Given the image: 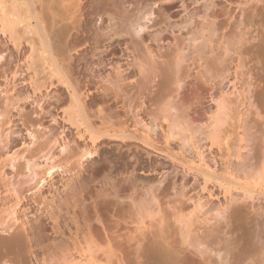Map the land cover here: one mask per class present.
Here are the masks:
<instances>
[{"label":"rangeland","instance_id":"rangeland-1","mask_svg":"<svg viewBox=\"0 0 264 264\" xmlns=\"http://www.w3.org/2000/svg\"><path fill=\"white\" fill-rule=\"evenodd\" d=\"M88 2L87 32L66 37L81 44L59 56L72 67L69 75L96 127H104L103 119L133 137L94 148L84 128L80 134L62 118L71 97L65 85L53 80L34 95L33 72H25L23 60L30 50L22 54L24 73L12 79L17 52L9 44L6 49L0 34V112L8 105L6 91L15 101L7 124L0 121V209L13 206L18 194L20 220L28 229L46 227L30 234L41 244L33 248L41 249L36 259L0 246V264H69L78 260V241L87 247L83 239L103 264L96 246L105 249L108 240L116 252L112 264H167L157 253L165 234L175 231L168 205L182 204L196 213L187 229L194 231L188 242L194 238L198 247L181 246L179 239L177 264H232L245 254L251 259L242 264L264 263V193L249 199L242 186L264 159V0ZM59 7L62 18L74 13L71 4L66 11ZM221 100L232 120L223 125L220 148L209 133ZM163 104L168 112L161 111ZM173 126L178 129L170 131ZM87 148L93 156L78 171L75 156ZM199 163L237 185L204 178ZM218 184L229 186L237 200L230 203ZM143 205L152 216L139 214ZM167 219L172 225L165 231ZM10 223L0 227L1 238L16 228L7 231Z\"/></svg>","mask_w":264,"mask_h":264},{"label":"bare ground","instance_id":"bare-ground-1","mask_svg":"<svg viewBox=\"0 0 264 264\" xmlns=\"http://www.w3.org/2000/svg\"><path fill=\"white\" fill-rule=\"evenodd\" d=\"M72 1L73 0H0V34H1V36H3V38L5 40L4 46L7 47V44H9L17 52L16 53L17 56L15 57V59H13L16 62L15 69L13 71H11V69L9 68L11 71V74H12V79L15 80L19 76V72L21 73L20 70H22V64L25 63V61L23 62V60H26L25 64H27V69L25 70V72H27L29 70L31 71V73L33 72L32 76L31 77L29 76L30 77L29 84H31V86L30 85L29 86L33 90L34 95H36L38 92H40L41 88L44 87L45 85H47L46 83L50 82L51 84L49 83V86L52 85L53 82H55L53 80L58 81V83L60 82L59 84L65 85L66 88H68V91L70 90L71 97H69V99H70L69 102L67 101L68 105L65 106L66 108H63V111H62L63 117L62 118L64 119V121L68 122V124H70L71 127H75L76 130L78 131V133H80V134H81L80 128L81 127H82V129L84 128L83 130H85L86 135L87 134L89 135V141H91V144L93 145L94 148H96L97 144L105 142V140H112V141L113 140H119V141L123 140V141H125V140L132 139L133 135L128 133L127 129H126V131L122 130V129H117L116 128L117 126H114L115 124L114 125L108 124L109 122L106 123L103 119L101 120L102 121L101 124L104 127H101V128L96 127L97 125L94 124L95 122H93L89 117L90 113L88 112L89 109L87 107H89V106H87L88 105L87 102H85L83 100V96L79 93V89H77L76 85H74V82H72L73 78H71L72 76L69 75V73H70L69 69L71 70L72 67H69V64L66 63V60H64L65 58H63V57L66 54V51H68L70 48L72 49V47L74 49V47L76 45L79 46L81 43L77 42L74 44L73 43L70 44L67 42L66 37H67V39L69 38L70 35H68V33H70V31L71 32L77 31L76 36H78V33L83 34L84 32H87V30H86L87 27L85 24L87 23L90 16L92 15V11L89 7V2H88L89 0H86V1L75 0V2H72ZM67 3H68V6H70V4H71V5H73V7L74 6L75 7H74V13L69 12L71 14H69V15L66 14L67 15V17H66V15L64 13L67 9H69L68 6H66ZM63 4H65L64 7H67L66 10L62 9ZM58 7L60 10L61 9L65 10L64 12H62L64 15L61 13L64 16V18H62V17H60V15H58L59 12H57V14H56L55 9ZM0 43H2V45H3V41H1ZM8 48L9 47H7L6 49H8ZM27 50H30V52H31V53L28 52V53H30V56L28 55L29 59H30L29 63H27V60L29 61L27 56L23 55L25 59L23 58V60H21L22 54ZM62 53L64 55L61 56L62 58H60L59 55H61ZM68 53H70V52L68 51ZM66 57H67V55H66ZM69 57H67L68 60H69ZM3 61H4V55L0 54V64L3 65L4 64ZM9 61L12 64V62H13L12 57ZM69 62H70V60H69ZM38 65L41 68V70H39ZM71 65L72 64H70V66ZM24 67H26V65ZM22 72L24 73L23 70H22ZM178 77H177V79H175V81L181 83L182 80ZM14 89H16V88H14ZM14 89L12 90V92L15 91ZM107 91L108 90H106V92ZM5 93H6V95H5L6 99L8 98V101H7L8 105H6V110H3L5 113L3 111L0 112V121L3 120V123H1L2 125L7 124L4 121H7L6 118H9V115H10L11 110H12L11 108L15 102L13 99L14 102L11 103L12 100H11V98H9L11 96V94H9L10 93L9 90L6 91ZM12 98H14L13 95H12ZM160 100L163 101L164 98L161 97ZM217 102H218V105H217L218 110L216 111L217 113L215 114V116L210 117V118H213L214 121H212L213 127L209 133L210 134L209 138L212 140L213 143L219 144L218 146H220V148H221L222 146L220 144L221 143L220 141H224V140L221 139L220 133L223 132L222 131L223 125H226V121L230 119L229 116H231V113L229 114V111L227 109L228 108L227 104L225 103L224 100H221L220 102L217 101ZM11 104H12V106H11ZM163 106H164V104L161 106L162 109L161 108H159V109H161V111L164 113L167 111V109H165ZM101 111L99 114H101ZM102 114H101V116H102ZM171 117H172V115H171ZM171 117H169V118H171ZM165 118L163 116V120H165V121L172 120V119L169 120L167 118H166L167 119L166 120ZM230 120H232V119H230ZM168 123H171V122H168ZM120 124L121 123L119 122V125ZM171 124L175 125V124H173V121ZM171 124H169V125H171ZM119 127L120 126H118V128ZM121 128H123V127H121ZM175 129H178V128H176V126H173V128L170 131L175 130ZM148 146H150V145H148ZM95 153H96V150H95ZM199 154H201V153L199 152L198 155ZM88 156H90V157L93 156V153L88 148L82 152L81 156H75L78 171H79V168L81 170L84 167L83 160H84V158H86ZM200 159H201V161L204 160L203 158H200ZM262 160H263V163H261V166L257 170L255 169V172L252 175H250V178L249 177L247 178V176H245L246 177L245 182H244L245 184L244 185L242 184V186L245 189L244 196L246 195L247 197H249V199L254 192L259 193V195L261 193L262 194L264 193V159H262ZM204 162L205 161H203V163ZM201 164L199 163V165H198L200 168L202 166ZM204 167L206 169V171L203 170L206 173L204 178L208 177V179L210 180V178L214 177L213 178V181H214V179L216 177V181H215L216 183L219 182L220 184L224 185V182H226L225 184H229L231 182L230 184H232V185L234 184L235 186L237 185L238 181L235 178V176H234V178L236 179L235 180L236 184L233 183L232 180L230 181V179H232L233 177L230 178L231 176H229L228 179L224 180L223 177L222 178L220 176L218 177L217 173L213 172L214 170L211 171L212 168H210V166L204 165V166H202V169ZM198 170L200 171V169H198ZM200 172H202V171H200ZM211 172H213L214 174ZM209 176H212V177H209ZM227 180H229V181H227ZM69 181L71 182L72 179L69 178ZM206 181L207 180L205 179V183H206L205 186L207 185V183H209ZM210 181H212V179ZM69 183H68V185H69ZM220 184H218V186H219V188H220V186L222 188L223 186ZM225 187L226 188L223 187L224 191L226 190L225 191L226 193L224 192V194L229 195L228 196L230 199L229 202L230 203H233V201L235 202L237 199L235 197H233L234 196V194L232 193L233 191L231 190L232 191L231 192L230 190H228V189H230V188H228L229 186L228 187L225 186ZM230 187H231V185H230ZM227 195H225V196H227ZM13 200L14 201L16 200V202L13 206H10L8 208L4 207L5 209H0V227H2L3 225L5 226V224L9 220L11 222L10 224H12V225L9 227L7 226L8 227V228H6L7 231L12 230L13 229L12 227H14V226L16 228L14 227L15 228L14 231L12 233H9L7 237H2V238L0 237V244H1L0 246H3V248L9 249V250L12 248L18 254L31 255V256H34V258H35V255L37 256V253H39V251L41 249L40 250L39 249L33 250V248H39L40 243L38 242V244H36L34 242V241H36L35 238H33V239L30 238V234L32 232L34 233L35 231H37V229L39 231V232L37 231V233L41 234L40 232H43L46 229V227L43 226V224H39V225L37 224V225L29 227V229H28L26 227L28 222L26 224L25 222L21 221L19 218L20 216L18 215L19 212L17 210V207H19L22 200L20 199L18 194H17V196H14ZM173 205H176V204H173ZM182 205L177 206V207H175V206L171 207L170 205H168L170 207V208H168V209H170L169 216L172 219V220L171 219L170 220L173 221L172 222L173 226L175 225V228H173V230H175V231L173 233L171 232L173 230L170 231L171 234L162 233V232H165L166 230L170 229V226L172 224L170 223L171 221H169V219H167L168 224H169V225L167 224V226H166L167 229L164 226L165 231L160 226V228L163 230L162 231L160 229L162 231L161 232L162 235L165 234V235H167V237L164 238L163 236H160V237H162L160 240H162L164 238L163 239L164 241L162 240L164 244L163 245L161 244L159 246L161 254H159L160 252L158 249H157V252H159V253H157V252L156 253L159 256L162 255L161 257H164V260L167 262V264H170V263L172 264V262H174L173 264H175V263L177 264V261L180 260V259L177 260V257H178L177 255L179 253L178 252L179 251L178 248L180 247L179 245L182 241L183 242H182L181 246H183V243H184V245L188 244L189 248H190V245L192 248L198 247V246L194 245V242H193L194 238H193V240L190 239V242H188V240H189L188 238H190V237L192 238V236L190 234L194 231L191 232V231H189L190 229H187V227L189 225H191L189 223V220L190 221L193 220V217L195 216L196 213L195 212H189L187 207L185 208V206H182ZM227 205L229 206V203ZM145 206L143 205V206L138 207L139 214H141V215L142 214H146V215L150 214L151 215L152 209L150 210L149 208H147ZM238 208L239 207H237V209ZM228 209L229 208L226 206V208L223 211L227 212V211H229ZM238 211L240 213L239 209H238ZM241 213H242V211H241ZM55 215H57V214H55ZM230 215H232V214H230ZM53 216H54V213H53ZM241 216H242V214H241ZM241 216H240V218H241ZM54 219H56V218H54ZM57 220H58V217H57L56 221ZM143 220L144 219H142L141 221H142V224L144 225L145 223ZM194 220H193V223L195 222ZM17 225H19V226L17 227ZM192 225H194V224H192ZM183 231H186V233L187 232L188 233L186 234ZM167 232H169V231H167ZM175 232L177 233L176 237H178V240L176 237H174ZM168 235H169V237H168ZM37 236H38V234H37ZM39 236H38V238H40ZM179 236H180V238H179ZM172 237H173V239H172ZM179 239H182V241H179ZM200 239L201 238H199V240ZM83 240H84V243L86 244L87 247L83 246V242L78 241V245H79V246H77V247H79V249H78L79 254H77V255H79V257H77L78 260L76 258H73L71 260L72 262L69 264H74V263H76V264H103V261H99L98 259H96L94 252H93L94 248L91 250L90 245L88 246L89 243H87L88 240L87 241L85 239H83ZM196 240H198V237H196ZM202 243H204V241ZM111 244H112V242L108 240L107 247L105 249H103V247L101 248L100 246L95 245L97 250L100 253H103V256L107 260V262H105L104 264H112L111 257L116 256L115 255L116 252L113 249ZM197 245H199V243ZM201 245H203V244H201ZM208 245H209V243H208ZM12 249L10 251L13 252ZM184 251H182V252H184ZM257 253L259 254V252H256V258H257V261H259L262 258L258 259L260 254L258 256ZM180 254H182V253H180ZM252 255H254V254H252ZM247 256L248 255L245 254V256H243V259L245 260V259H249L251 257L250 255H249L250 257H247ZM234 258L235 259L233 260L232 264H242L243 263L242 258H240V257L236 258V256ZM22 262H24V260H22ZM43 262H44V260H43ZM259 262H257V264ZM261 264H264V263H261Z\"/></svg>","mask_w":264,"mask_h":264}]
</instances>
